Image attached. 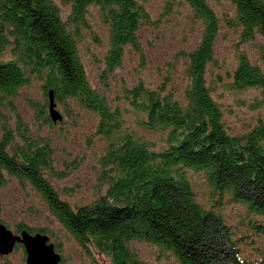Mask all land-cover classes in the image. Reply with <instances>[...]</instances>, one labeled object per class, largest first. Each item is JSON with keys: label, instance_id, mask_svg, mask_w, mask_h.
<instances>
[{"label": "trees", "instance_id": "1", "mask_svg": "<svg viewBox=\"0 0 264 264\" xmlns=\"http://www.w3.org/2000/svg\"><path fill=\"white\" fill-rule=\"evenodd\" d=\"M185 1L203 19L204 28L188 53L189 81L182 96L175 97L162 85L142 83L122 94L141 115L143 128L162 133L157 148L137 133L120 132L119 107L91 87L78 55L79 25L88 5H99L108 25L111 68L124 45L137 44L136 32L148 19L141 3L0 0V169L34 184L65 229L86 248L106 254L109 264H158L138 255L131 245L138 239L172 254L174 261L165 264H264V118L242 134L226 129L223 109L205 73L221 21L207 0ZM230 1L234 12L225 22L240 26L244 39L257 33L264 37V0ZM59 2L70 5L65 18ZM238 60L229 83L235 89L260 88L264 102V67L243 53ZM30 79L40 81L45 92L42 111L52 88L55 100L72 99L96 112L98 131L110 137L101 156L102 178L108 185L90 204L71 206L48 182L44 171L50 167V152L45 142L28 137L23 127L18 131L21 142L13 137L3 112ZM190 170L205 177L207 205L196 198ZM225 198L244 205L238 224L219 210Z\"/></svg>", "mask_w": 264, "mask_h": 264}, {"label": "rangeland", "instance_id": "2", "mask_svg": "<svg viewBox=\"0 0 264 264\" xmlns=\"http://www.w3.org/2000/svg\"><path fill=\"white\" fill-rule=\"evenodd\" d=\"M144 6L148 19L136 32L137 44L123 46L119 62L109 68L107 64L110 48L108 25L96 3L86 7L83 23L79 25L78 55L85 75L92 88L103 92L112 104L121 111L120 132L127 130L162 145V133L143 128L140 114L122 98L127 87L137 83L151 88L158 85L181 97L189 81L186 72L188 53L198 44L203 32V19L193 13L185 0H137ZM220 18V28L214 44V57L207 64L206 81L212 95L223 109L226 129L238 135L248 132L264 118V102L260 88H233L229 81L239 62V55L264 67V37L258 33L253 37L241 36V27L225 22L231 17L234 4L230 0H207ZM62 16L67 17L70 5L59 2ZM9 56L8 52L4 55ZM41 82L30 79L27 85L11 97L4 109L14 139L19 143L20 127L27 136L45 142L49 149L50 167L45 170L49 183L71 206L90 204L105 193L108 183L102 178L101 156L107 150L110 137L98 131L99 115L77 101L67 99L57 102L63 117L51 121L48 107L40 109L45 101ZM197 200L209 203V188L205 177L198 171H188ZM219 210L227 221L238 224L245 207L241 203L225 198ZM0 219L13 231L19 225L33 230L42 229L60 252L59 264H109V257L94 247L86 248L63 226L48 207L43 195L24 177L0 169ZM27 229V228H26ZM40 232V231H39ZM42 232V231H41ZM138 255L148 262L165 264L174 261L172 254L152 242H131ZM245 248V247H244ZM245 249L241 253L244 254ZM23 246L0 257V264H25Z\"/></svg>", "mask_w": 264, "mask_h": 264}, {"label": "water", "instance_id": "3", "mask_svg": "<svg viewBox=\"0 0 264 264\" xmlns=\"http://www.w3.org/2000/svg\"><path fill=\"white\" fill-rule=\"evenodd\" d=\"M56 105L55 93L51 88L48 90V114L54 122L63 117ZM16 242L24 246L25 264H59L61 260V254L55 250L53 242L49 241L48 234L39 231L32 233L25 227L20 233H16L0 219V255L10 253Z\"/></svg>", "mask_w": 264, "mask_h": 264}, {"label": "flooded vegetation", "instance_id": "4", "mask_svg": "<svg viewBox=\"0 0 264 264\" xmlns=\"http://www.w3.org/2000/svg\"><path fill=\"white\" fill-rule=\"evenodd\" d=\"M21 230H22V228L19 229V230L17 229L16 233H20ZM14 232H15V231H14ZM16 246H23V245H22V243H20V242H16V244H15L14 247H13V249H15ZM23 247H24V246H23ZM13 249H12V251H13ZM24 250H25V249H24ZM12 251H11V252H12ZM2 255H5V254H1L0 257H1ZM3 264H4V263H3Z\"/></svg>", "mask_w": 264, "mask_h": 264}]
</instances>
